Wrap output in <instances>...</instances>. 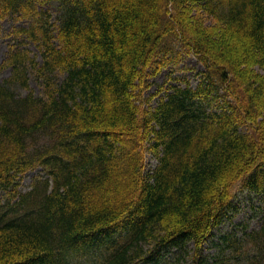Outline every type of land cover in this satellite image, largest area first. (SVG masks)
<instances>
[{"label": "trees", "instance_id": "obj_1", "mask_svg": "<svg viewBox=\"0 0 264 264\" xmlns=\"http://www.w3.org/2000/svg\"><path fill=\"white\" fill-rule=\"evenodd\" d=\"M47 1L0 0L25 21L0 63V264H264V220L214 241L236 186L264 193V0ZM184 53L198 84L146 95Z\"/></svg>", "mask_w": 264, "mask_h": 264}, {"label": "rangeland", "instance_id": "obj_2", "mask_svg": "<svg viewBox=\"0 0 264 264\" xmlns=\"http://www.w3.org/2000/svg\"><path fill=\"white\" fill-rule=\"evenodd\" d=\"M45 9H49L54 12V6L51 0L46 3L41 4ZM54 19V17H53ZM25 24L24 20L17 19L15 16L5 17L0 20V63L4 61L7 57L10 44L13 42V38L10 35L12 29L16 26ZM21 41V40H19ZM23 47L30 50V55H35L38 61H41L42 57L34 43L25 42L22 44ZM176 62H168L163 66L159 74L151 78L152 86L147 90L146 95L154 94L159 89L160 86L164 84L165 88L170 84H181L185 85L186 81H189L191 85L196 86L199 82L200 72L204 70V65L198 60V58L193 54H182L180 59ZM10 75V70H0V79L8 77ZM30 86L36 91H40V86L33 76L29 80ZM24 93L25 90H19V92ZM165 94V90L159 91L151 101V105L155 106L158 103L160 96ZM214 106L216 103L214 102ZM238 118H232L231 122H237ZM128 150L130 148L128 147ZM145 161L147 165V171L152 170L158 163V159L150 152L145 154ZM43 174L41 168L37 170H31L25 173L21 178V191H28L33 184L34 178L37 175ZM236 197L234 199L235 209L233 210V219L227 221L219 229H217V235L214 237V241L221 243V237L225 234H236L241 235L244 231H250L257 229L264 220V193H254L245 190L240 186L235 187ZM248 227L247 229H245ZM207 254H215L217 248L215 246L206 245ZM225 247V246H224ZM228 252L227 248L223 252V255L227 262L231 261L230 264H235L236 259H232L231 254H226ZM180 254V253H179ZM165 264H189L188 258L185 259L181 256L178 257V253L175 249L169 252ZM81 258V261H85ZM88 262V260H86Z\"/></svg>", "mask_w": 264, "mask_h": 264}]
</instances>
